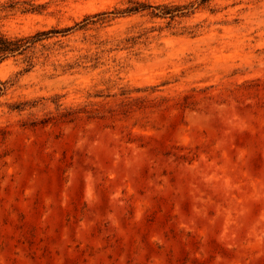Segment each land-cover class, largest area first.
Masks as SVG:
<instances>
[{
  "label": "rangeland",
  "instance_id": "374dc122",
  "mask_svg": "<svg viewBox=\"0 0 264 264\" xmlns=\"http://www.w3.org/2000/svg\"><path fill=\"white\" fill-rule=\"evenodd\" d=\"M38 32L0 59V264H264V0H0Z\"/></svg>",
  "mask_w": 264,
  "mask_h": 264
},
{
  "label": "trees",
  "instance_id": "16d2710c",
  "mask_svg": "<svg viewBox=\"0 0 264 264\" xmlns=\"http://www.w3.org/2000/svg\"><path fill=\"white\" fill-rule=\"evenodd\" d=\"M141 9L147 8V5H140ZM133 10H139L138 7ZM157 14V13H154ZM49 32H38L35 35L29 37H19V38H8L3 35H0V59L6 57L8 53H14L16 51L27 49L36 41L40 40L43 35L48 34Z\"/></svg>",
  "mask_w": 264,
  "mask_h": 264
}]
</instances>
